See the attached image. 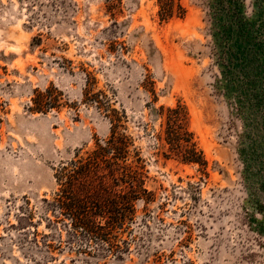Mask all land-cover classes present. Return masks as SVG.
<instances>
[{
  "label": "rangeland",
  "instance_id": "rangeland-1",
  "mask_svg": "<svg viewBox=\"0 0 264 264\" xmlns=\"http://www.w3.org/2000/svg\"><path fill=\"white\" fill-rule=\"evenodd\" d=\"M180 2L164 22L158 0H0V264H264V0ZM51 87L58 108L31 112ZM179 104L206 173L164 156ZM108 109L153 197L99 194L126 217L102 241L55 207L56 174L110 136Z\"/></svg>",
  "mask_w": 264,
  "mask_h": 264
},
{
  "label": "trees",
  "instance_id": "trees-1",
  "mask_svg": "<svg viewBox=\"0 0 264 264\" xmlns=\"http://www.w3.org/2000/svg\"><path fill=\"white\" fill-rule=\"evenodd\" d=\"M158 5L159 17L164 22L184 18L187 14L180 0H158ZM2 72L6 73V68L0 64V80ZM59 100L60 94L52 87L45 92L35 91L33 106L29 110L47 113L58 108ZM108 111L110 136L103 141L97 140L94 150L84 155L78 152L75 159L56 174L61 195L55 207L71 218L75 231L81 229L89 238L102 241L105 235L100 219L106 220L108 227H115L123 225L126 217H112L119 205L109 201V198L105 202H97L95 199L99 194L126 200L133 212L137 201L151 202L153 197V193L145 187V165L134 141L126 132L120 131L124 128V116L116 110ZM165 112L166 119L158 137L166 149L164 156L167 159L177 158L185 164L198 165L206 173L208 161L195 142L194 134L189 131L187 109L179 104L167 111L162 107V116ZM109 214V217H105Z\"/></svg>",
  "mask_w": 264,
  "mask_h": 264
}]
</instances>
